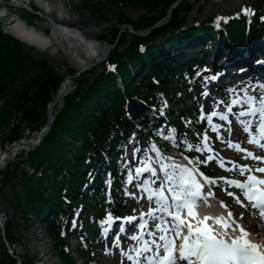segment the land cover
<instances>
[{"label": "trees", "instance_id": "trees-1", "mask_svg": "<svg viewBox=\"0 0 264 264\" xmlns=\"http://www.w3.org/2000/svg\"><path fill=\"white\" fill-rule=\"evenodd\" d=\"M176 1L109 0V6L118 9V12L114 13L118 26H113L109 44L115 41L123 25L131 26L136 32L147 31L156 22L165 18L169 7ZM187 6L183 2L173 10L165 24L152 29L145 37L129 34L125 28L107 60L108 64L115 65L121 75L124 90L121 92L114 86V76L106 67L92 81L80 76L75 81V89L64 97V105L40 145L19 163L6 166L0 171L3 184L11 185L14 193L15 189L19 188L33 210L44 212L52 209L56 212L51 220L43 222V226L63 264L73 263L65 248V240L59 235V216H64V210L69 213L72 210V206H67L62 197H70L75 206L82 203L96 215L102 213L94 201L98 197V192L105 188L103 185L105 173L112 170L113 177L118 173L116 164L107 168L106 164L102 163V156L107 154L113 139L119 133L125 135V132H133L132 123L145 126L152 133L151 124L160 126L158 119L161 111L174 124L179 136L187 137L186 125L179 121V117L163 108L161 103L163 99L173 104L175 110L189 121L197 120L196 112L183 106L178 92H186L188 83H195L192 71L193 67L199 64L193 60L194 65L186 66L179 64V61L183 62L180 57L186 53L185 47L193 36L213 33L207 24L182 30L185 27L184 14L189 10ZM125 7L144 10L145 14L133 21L122 13L121 10ZM86 9H91L98 16H103L106 11L102 4L90 5ZM181 14L183 16H179ZM250 18L248 29L244 16L227 27L226 35L230 41L238 38L239 42L236 43L242 45L244 39L264 35L262 21L264 5L257 6ZM127 35L131 37L129 43H126ZM168 35L172 37L177 35L180 43H174V47L177 48L170 52L165 49L158 53L153 46L154 41ZM99 39L103 40V37ZM225 45L230 44L225 42ZM143 46L148 48L145 57L139 52V48ZM24 48L23 44L0 31V98L5 99L0 107V127L5 126L9 131L2 141L5 145L22 138L19 131L22 122L30 133L39 132L44 127L47 104L52 100L61 82V78L49 71L44 63L34 61L25 55ZM172 60H177L176 64L173 68H167ZM143 65L147 67L142 72L140 66ZM129 66L137 68L136 79L130 75ZM164 70H168L170 74L165 75ZM46 78H50L55 84L50 96L47 93L43 94V89L40 88ZM101 94H104L105 99L97 105V99ZM14 118H18L19 123L11 128ZM22 164L25 167L21 168ZM37 168L41 170L40 177L33 178L30 170ZM90 172L92 176H89L95 179L97 189H89L86 194L78 195L75 192V184L88 185L87 176ZM46 182H50V194L47 196L40 189ZM25 221L28 219L25 218ZM9 228L8 224L4 230L5 236L9 235ZM0 264H15V260L5 254L0 257Z\"/></svg>", "mask_w": 264, "mask_h": 264}, {"label": "snow or ice", "instance_id": "snow-or-ice-1", "mask_svg": "<svg viewBox=\"0 0 264 264\" xmlns=\"http://www.w3.org/2000/svg\"><path fill=\"white\" fill-rule=\"evenodd\" d=\"M219 19V18H218ZM232 105H247L240 109L238 115L256 117L255 133L253 132V121H241L244 131L249 134V143L260 144V139H264V94L257 96H247L245 98H234ZM232 108L229 107V111ZM221 115V119H224ZM258 134V136H257ZM199 135V134H198ZM207 134H205V141ZM231 146V145H230ZM264 147V144H260ZM189 148L193 145L189 144ZM237 150H241L236 145ZM197 150L203 149L197 146ZM156 152L157 162L161 159L158 149ZM248 157L257 161H264V155H254L247 149H243ZM211 157H209L210 159ZM141 166H137L135 171L139 175L144 170H150L154 179L149 183L153 185L149 191V200L155 204L154 208L148 209V215L152 221L139 224L142 232H146L149 239H144L133 235L131 239H140L142 244L127 254V258L133 264H264V249L260 245L250 241L248 233L242 226L234 225L232 213L228 212L225 220L221 216L205 215L202 219H197V213L193 211L201 201L207 202V196L212 192L202 191L203 185L196 179L199 170L195 167H187L183 164H169L168 157H163L164 163H160L159 170L162 175H156V168L145 162V158H139ZM189 163H193L191 157H187ZM233 165L235 166L234 162ZM240 175L247 174L246 180L226 179L227 182L240 189L243 196L251 202V206L259 209L264 217V177H257L255 172L264 173V167L253 170L247 164H241ZM200 176L206 181H213L214 178ZM158 182V183H157ZM145 190H148L147 188ZM229 195L236 196L235 193ZM240 202L239 196H236ZM221 206L227 207L223 201ZM186 211V215H184ZM144 216V213L140 214ZM192 217V220H188ZM212 220L213 227L205 223ZM133 228L136 225H132ZM186 228V231H185ZM239 228V236H229L228 229ZM155 229V231H153ZM121 230H124L123 227ZM158 238H152L157 236ZM119 239V237H117ZM177 240L179 245L177 247ZM178 253V255H177Z\"/></svg>", "mask_w": 264, "mask_h": 264}, {"label": "rangeland", "instance_id": "rangeland-1", "mask_svg": "<svg viewBox=\"0 0 264 264\" xmlns=\"http://www.w3.org/2000/svg\"><path fill=\"white\" fill-rule=\"evenodd\" d=\"M41 1L43 2V4L49 3V6L53 11L52 16L50 17L43 13V10L37 8L34 9V12L40 11V15L46 18V21L42 22V26L47 27V25H50L51 20L59 21L61 20L60 18H63L66 22H68V24H70L72 29L79 31L88 40L93 41L99 47H104L106 44H109L108 41L111 40L110 33L112 31V28L114 25L118 26L117 17L114 15V13L118 12V9H114V7L112 8L111 6H109V0ZM100 4L106 7V11L103 16H98L91 9H86L87 6H100ZM184 4H187V7L189 9L188 12L184 14L185 27H190L196 25L197 23H206L209 19H212L214 17L223 18L234 16V13H239V11L243 8L246 9L264 5V0H222L220 2H212L210 0H184ZM121 11L125 16L129 17L133 21H136L138 18L142 17L145 14L144 10H136L130 7H125ZM19 13H24L25 20H27V12L25 13V11H20ZM179 16L183 15L181 14ZM168 20L169 18H167L163 22L161 21L157 26H162ZM30 24L38 25L40 24V21L37 22L36 20H30ZM120 30L124 32V29H122V27ZM137 33H143V31ZM99 37H103V40H100ZM130 40L131 37L127 35L126 43H129ZM164 46H166V44ZM50 50L51 53L42 52L34 48L33 50H31L25 47L23 53L31 57L34 61L44 63L47 69L59 78H62L66 75H72L76 72L77 68L67 57L66 49L64 46L59 47V50L61 51L59 53H55L54 49ZM104 64L105 62L98 66L96 65L94 68H90L89 70L84 71L80 76L86 78L88 81H92L102 72ZM259 85L261 84L253 86L252 89L254 90L257 87L264 89V85ZM183 100H186L185 97H183ZM2 104L3 99H0V107ZM186 105L190 108L192 104L186 102ZM12 121L13 125L11 126V128L19 123L18 118H14ZM209 130L210 133H212V128H210ZM19 131L22 133L23 139L29 140L34 138V134L27 131L23 122L20 123ZM8 133L9 131L7 130V127H0V152H3L7 147V145H5V143L2 141ZM132 144L133 143H131V145ZM148 150H150V148H148ZM127 154H130V152L127 151ZM22 158H25V153L23 151H20L17 153L15 158L6 166H11L12 164L19 163ZM197 158H199L197 164L199 165V162L203 164L199 155H197ZM23 167H25L24 164L21 165V168ZM39 171L35 170L33 174L31 173L33 178L39 176ZM2 181L3 178L2 176H0V212H3L5 214L4 216H1L3 217V222L6 223L5 227H7L9 224L10 228L9 235L7 236L2 234V231H0V257L9 252V254H11L9 256L12 259V256L15 257V264H63L60 260L59 255L53 248L52 239L47 236L45 231H43V228H41V220H43V216H40L36 211L32 210L28 202L24 199L22 191L19 188H16L14 193L12 191L11 185L3 184ZM49 183L50 182L44 183L40 188L44 192L45 196L50 194ZM218 191L223 192L221 188H219ZM219 195L220 194H218V196ZM17 197L19 198V200H16ZM237 203H239L237 202V199H232L231 205L233 206V208L237 207ZM128 209L129 206L126 205L125 212H127ZM25 218H27L28 221H25ZM244 222L248 224L246 220H244ZM4 241L5 243H8V245L10 244L8 248L6 247L7 245L4 244ZM68 244L71 249V256L76 259V254L73 251L74 246L72 238H70ZM101 252H104V250L102 249ZM89 253L91 254V263L93 264H113L111 261L102 259L99 253L96 251L91 250ZM47 258H49V261H46ZM77 264H79V262H77Z\"/></svg>", "mask_w": 264, "mask_h": 264}, {"label": "bare ground", "instance_id": "bare-ground-1", "mask_svg": "<svg viewBox=\"0 0 264 264\" xmlns=\"http://www.w3.org/2000/svg\"><path fill=\"white\" fill-rule=\"evenodd\" d=\"M15 1L21 3H27L30 2L31 0H15ZM34 2L36 6L42 8V10L45 12L46 15L50 17L52 16L53 11L50 8L49 3L43 4L41 0H34ZM66 26L68 25L65 24H62V26L55 25L54 32L59 39H61L63 42L67 44L69 51L68 53L69 59L73 62L76 68H78V66L81 65V63H83L86 60L93 61L99 57V53L102 51L103 47H99L93 41L88 40L79 31H77L78 33L74 32L73 30L66 28ZM31 27L32 28L30 30H24L19 25H15L12 28V32L15 33L17 36L21 37L27 43L34 44L40 48H45L46 46L45 41L37 37L32 32V30H37L36 27L34 25ZM99 64L96 65L98 66ZM95 66H93V68ZM66 86H67V81L66 79H64L62 85L60 86V90H62ZM56 105L57 103L52 108L54 107L56 108ZM21 141L22 142L13 145L9 149H5L3 152H0V162H6L8 159L12 160L13 158H15L18 152L23 151L26 148L27 143H29V141L26 139H21ZM209 210L212 212L213 217L219 216V211H217L218 208L216 206L215 207L211 206ZM244 220H246L247 223L249 222L252 223L251 217L247 219L244 218ZM46 261H49V258H47ZM121 264L124 263L121 262Z\"/></svg>", "mask_w": 264, "mask_h": 264}, {"label": "water", "instance_id": "water-1", "mask_svg": "<svg viewBox=\"0 0 264 264\" xmlns=\"http://www.w3.org/2000/svg\"><path fill=\"white\" fill-rule=\"evenodd\" d=\"M210 1H212V2H220L222 0H210ZM183 2H184V0H177L173 5H171L169 7L165 18L161 19L160 21L155 23L146 32L137 33L132 28H130V26H128V25H124L122 27V29L126 28L130 34H133L135 36H139V37L144 36V35L148 34L152 29L156 28L157 25H159V23L161 21L163 22L164 20L169 18L171 16L173 10L178 8V6H180ZM120 32H122V31H120ZM120 32H119L117 38L115 39V41L112 44H106L102 48V51L99 53V57L98 58H96L93 61H90V60L84 61L83 63H81V65L78 66L75 75H66L65 77L62 78L61 83L59 84V86L57 88L55 96L53 97L52 101L48 104L47 112H46V124H45L44 128L37 134L36 138L34 140L29 141V143H27V146L24 149V153L25 154L30 152V151H32L34 148H36L40 144L41 140L46 136V134L50 130L56 115L61 110V108H62V106L64 104V97L70 92L71 88L74 87L73 80L78 78L83 73V71L86 70L87 68H92L96 64H99V63L103 62L108 57L110 51L115 48V46H116V44L118 42V37L120 35ZM64 79H66V81H67V86L65 88H63L62 90H60V86L62 85ZM54 86H55V84L51 83L50 79H46L44 81V83L42 84V87L44 88V93L43 94L48 92V88L53 89ZM56 103H57V105H56L55 111L51 114V109ZM20 142H22V141L21 140L15 141L7 149H9L13 145H15L17 143H20ZM10 161L11 160L8 159L6 162H0V170H2L7 165V163H9Z\"/></svg>", "mask_w": 264, "mask_h": 264}]
</instances>
